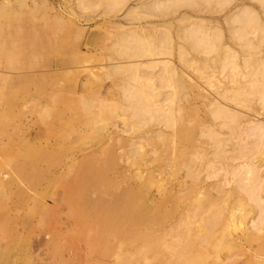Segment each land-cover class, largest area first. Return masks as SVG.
<instances>
[{"label": "rangeland", "instance_id": "obj_1", "mask_svg": "<svg viewBox=\"0 0 264 264\" xmlns=\"http://www.w3.org/2000/svg\"><path fill=\"white\" fill-rule=\"evenodd\" d=\"M17 1L19 15L40 29L8 36L16 12L0 29V247L13 245L15 264H264V239L252 251L224 239L209 254H183L168 234L174 129L188 143L177 154L180 178L199 142L211 151L204 132L215 98L228 102L223 96L242 90L244 101L231 102L239 120L264 121V82L250 83L252 74L263 78L264 29L236 41L227 18L248 5L264 24V8L196 0L197 11L154 0L134 17L137 42H122L128 28L114 21L135 0L114 8L113 0H67L73 13L63 0ZM202 18L213 50L192 48L181 34ZM216 128L229 137V127ZM243 137L226 149L252 141ZM258 244L263 254H254Z\"/></svg>", "mask_w": 264, "mask_h": 264}, {"label": "bare ground", "instance_id": "obj_2", "mask_svg": "<svg viewBox=\"0 0 264 264\" xmlns=\"http://www.w3.org/2000/svg\"><path fill=\"white\" fill-rule=\"evenodd\" d=\"M39 1L40 0H33V5L36 6ZM113 1L114 4L111 6L114 8V5L121 4L123 0ZM124 1L122 3H124ZM142 1L143 0H135V2L129 5L125 12L120 15V20L114 21V23L120 27L128 28L123 33V36H121L120 41L126 42V40L130 41L135 39V42H137L136 38H133L138 28L137 24H135V20L137 19L134 18L135 15L138 14L141 8L145 7L146 11H152V8H155L154 0V3L151 1L153 4H150L151 2L144 3V1ZM255 1L261 5L262 9L264 8V0ZM196 2V0H172V6L174 8L187 6L194 9L196 7ZM231 2L232 0H220L218 3L222 7H225L231 4ZM17 3L24 5L27 2L26 0H18ZM156 3H158V0ZM61 4L68 8L70 10L69 12L73 13V6H71L67 0H63ZM29 8H31V12L34 10V8L30 6ZM197 11H200V9H197ZM13 12H16L18 16L8 21V36L23 35L27 32L30 34L39 31L40 24L35 22L30 24L28 19L19 15L20 12L15 9L12 0H0V29L3 24L2 19L12 16ZM100 15L102 18H106V16L103 17V14ZM227 18L230 36L236 41H244L247 32H249L251 28L256 30L260 28H262V30L264 29V24L260 22L258 12L248 5L241 6L239 9L232 11ZM90 20L91 17L89 16V24ZM199 20L194 21L192 26L190 24V28L188 27L187 29L186 27L185 29L187 30L181 34L188 38L192 48L213 50V42L205 37L204 30V34L201 33L203 25L201 22L203 18ZM55 21L57 20L55 19ZM123 21H125L127 25L124 24ZM85 25L87 24H84V27ZM198 32L204 35V38H202L203 36L200 37V33L198 34ZM215 36H217V32ZM218 38L219 36L216 37V39ZM140 41L138 40V42ZM137 44L141 45L140 43ZM134 51L133 53L135 54L140 52L138 49H134ZM235 56V54L232 56L234 60L231 57L229 59H231L230 62L233 67L237 68L238 65L235 63ZM245 61L246 66H249L252 62L250 59H246ZM130 63L138 64L133 61H130ZM258 67L263 73V78L257 79L252 74L253 78L250 82L251 85L256 87L258 84L264 82V60L258 64ZM234 92L231 96H223V98L230 103L222 101L221 98H215L210 110L211 119L209 118V120H207L208 124L206 128L208 130L204 132L208 135L206 137H209L213 141L211 151L207 149L208 147H206L207 144L205 141L202 140L199 142L197 145L198 147H196L195 158L188 159L184 156V167L180 178L177 169V154L179 146L181 145L185 147L183 149V151H185L184 153H188V143L186 140L181 143L178 142L179 137L177 129H174L171 134L172 162L174 169L170 180L168 234L171 237V248H180L183 254H209L211 247H216L217 242L223 243L224 239L228 246L232 244L234 247L248 248V250L252 251V242L256 240L262 241L264 239L261 235L264 232V172L261 169V167L264 166V121H249L248 123L242 124L243 121L239 119L243 114L237 107L231 106V102H234L236 105L242 103V101H244L243 91L238 89L234 90ZM261 101H264V96ZM135 104V113L137 114L139 113L138 107L140 105H138V103ZM170 121L171 127L174 128L175 120L171 119ZM245 121H248V118ZM235 124H238V126L236 127ZM216 127H229V137H220V131L217 130ZM237 129L240 130V132H238ZM237 133L240 137L245 135L246 137H243L244 140L250 137L252 141L245 142V144L241 145L239 148L235 142L231 151L226 149L229 142H227V140H232ZM202 134L203 133H201V136H203ZM248 144L250 146H248ZM209 152H211L210 155L212 156L206 158ZM250 152H254V154L259 153L260 157L257 160L255 157H252V159L249 155ZM245 223L248 225L247 227L243 226ZM249 223H251V226H249ZM224 244L226 243L224 242ZM227 244L226 247H228ZM13 249L14 247L12 244H10V246L0 247V264L16 263L14 254H12ZM262 250L263 248L258 244V247L253 252L254 254H263ZM220 252L219 250L217 251L218 254H221Z\"/></svg>", "mask_w": 264, "mask_h": 264}]
</instances>
